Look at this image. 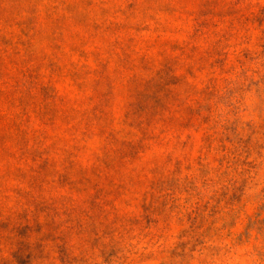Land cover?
I'll return each instance as SVG.
<instances>
[{
	"label": "rangeland",
	"instance_id": "374dc122",
	"mask_svg": "<svg viewBox=\"0 0 264 264\" xmlns=\"http://www.w3.org/2000/svg\"><path fill=\"white\" fill-rule=\"evenodd\" d=\"M0 264H264V0H0Z\"/></svg>",
	"mask_w": 264,
	"mask_h": 264
}]
</instances>
